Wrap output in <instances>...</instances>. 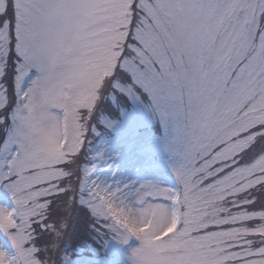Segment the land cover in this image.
<instances>
[{"label":"snow or ice","instance_id":"obj_1","mask_svg":"<svg viewBox=\"0 0 264 264\" xmlns=\"http://www.w3.org/2000/svg\"><path fill=\"white\" fill-rule=\"evenodd\" d=\"M0 264H264V0H0Z\"/></svg>","mask_w":264,"mask_h":264},{"label":"trees","instance_id":"obj_2","mask_svg":"<svg viewBox=\"0 0 264 264\" xmlns=\"http://www.w3.org/2000/svg\"><path fill=\"white\" fill-rule=\"evenodd\" d=\"M79 243H80V245L90 244L93 247L97 246V245L93 244V242L90 239H88L87 236H84L82 239H80ZM88 255H90V253ZM101 255H102V253H101Z\"/></svg>","mask_w":264,"mask_h":264},{"label":"rangeland","instance_id":"obj_3","mask_svg":"<svg viewBox=\"0 0 264 264\" xmlns=\"http://www.w3.org/2000/svg\"><path fill=\"white\" fill-rule=\"evenodd\" d=\"M97 143H99V141H97Z\"/></svg>","mask_w":264,"mask_h":264}]
</instances>
